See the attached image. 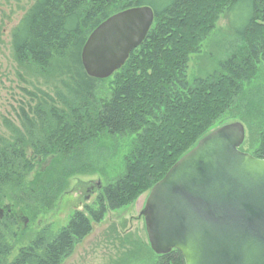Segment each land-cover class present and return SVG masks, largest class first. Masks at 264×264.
<instances>
[{"label":"trees","instance_id":"16d2710c","mask_svg":"<svg viewBox=\"0 0 264 264\" xmlns=\"http://www.w3.org/2000/svg\"><path fill=\"white\" fill-rule=\"evenodd\" d=\"M142 6L153 10V26L110 78L109 96L98 98L100 80L88 78L81 66L84 43L114 12ZM116 7L120 9L111 11ZM238 9L245 12L237 32L241 46L228 52L213 75L189 84V57L198 52L221 15ZM11 46L18 63L53 69L60 77L61 91L55 96L68 112L48 110V101L42 102L37 107L47 112L45 120L37 113L42 138L29 133L0 143V195L12 187L27 197L20 204L51 209L71 177L89 173L86 158L99 137L134 135L136 143L125 158L124 174L101 188L94 206L86 208L87 216L77 211L57 233L43 230L10 263L12 247L0 232V264H62L107 211L128 207L150 191L224 115L240 116L256 143L244 151V141L240 150L264 160V97L259 89L244 88L264 60V0H36L12 30ZM48 100L55 103L52 97ZM30 123L25 117L24 127ZM34 156H49L51 162L25 188ZM153 264L184 260L171 251L157 256Z\"/></svg>","mask_w":264,"mask_h":264},{"label":"rangeland","instance_id":"374dc122","mask_svg":"<svg viewBox=\"0 0 264 264\" xmlns=\"http://www.w3.org/2000/svg\"><path fill=\"white\" fill-rule=\"evenodd\" d=\"M35 1L0 0V143H12L18 135L29 137V133L34 134L36 139L42 138L44 129L39 115L43 113L42 120L47 118V112L37 109L42 102L48 101V107L44 105L48 110L55 108L59 112H68L55 96L56 91H61V79L52 73L53 69L43 70L31 63L20 64L13 53L11 32ZM118 9L120 7L111 11ZM244 16L242 9L220 16L198 52L189 57L186 71L189 84L197 78L213 75L218 71L220 62L227 59L228 52L241 46L237 32ZM54 65L57 66L56 60ZM257 71L255 79L244 88L246 92L259 89L264 97V60L260 61ZM111 79L98 83L96 97L104 99L109 96ZM48 97H52L55 103L50 102ZM25 117L32 123L26 127L23 124ZM239 117L224 115L216 128L235 122L243 124ZM243 126L244 141L248 142L243 148L246 151L256 143L251 136L253 132L245 124ZM135 143L134 135L99 137L86 158V164L91 166L89 173L71 177L64 193L51 209L20 204V201L26 200V195L12 187L4 188L0 195V210L4 213L3 217L0 216V232L12 247L7 261L12 262L19 251L29 247L43 230L57 233L77 211L87 216L86 208L94 206L101 186L115 182L124 174L125 158L134 149ZM32 156V149H27V157L31 159ZM34 157V167L26 177L25 188L37 172L45 170L51 162L49 156ZM148 194L149 191L128 207L107 211L103 220L93 225L91 233L74 247L72 255L62 264H153L157 256L149 248L144 219L140 215ZM7 209L22 218L15 219L13 214H6Z\"/></svg>","mask_w":264,"mask_h":264},{"label":"water","instance_id":"95a60500","mask_svg":"<svg viewBox=\"0 0 264 264\" xmlns=\"http://www.w3.org/2000/svg\"><path fill=\"white\" fill-rule=\"evenodd\" d=\"M154 18L142 6L100 23L81 50L86 76L101 81L120 71ZM244 139L239 122L212 130L151 188L140 215L155 255L176 251L184 264H264V160L240 150Z\"/></svg>","mask_w":264,"mask_h":264},{"label":"flooded vegetation","instance_id":"af4514ba","mask_svg":"<svg viewBox=\"0 0 264 264\" xmlns=\"http://www.w3.org/2000/svg\"><path fill=\"white\" fill-rule=\"evenodd\" d=\"M101 188H102V186H101ZM101 188L99 189V187L97 188V189H99V190H101ZM89 190V192H92V190L91 189H88ZM8 212V211H7ZM3 215H4V213L2 212V213H0V216L1 217H3ZM20 218H22L21 216H20ZM25 222V221H24Z\"/></svg>","mask_w":264,"mask_h":264}]
</instances>
